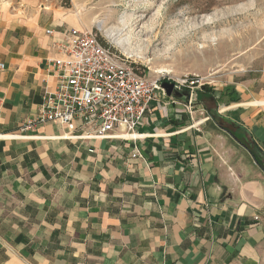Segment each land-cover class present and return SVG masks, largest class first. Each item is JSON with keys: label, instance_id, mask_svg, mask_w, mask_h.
<instances>
[{"label": "crops", "instance_id": "1", "mask_svg": "<svg viewBox=\"0 0 264 264\" xmlns=\"http://www.w3.org/2000/svg\"><path fill=\"white\" fill-rule=\"evenodd\" d=\"M75 12L0 0V264H264V170L210 115L264 153V69L238 102L159 96L136 141L19 131L54 90L53 36L86 28Z\"/></svg>", "mask_w": 264, "mask_h": 264}, {"label": "rangeland", "instance_id": "2", "mask_svg": "<svg viewBox=\"0 0 264 264\" xmlns=\"http://www.w3.org/2000/svg\"><path fill=\"white\" fill-rule=\"evenodd\" d=\"M59 3L76 11L73 19L78 14L87 18L86 29L95 30L100 41L144 71L148 78L177 81L197 77L217 90L251 79L259 86L255 81L264 69V0H59ZM124 18L131 19L124 32L131 42L128 48L136 53L133 57L124 54L107 34L109 28L121 26L120 20ZM240 150L252 164L247 151Z\"/></svg>", "mask_w": 264, "mask_h": 264}, {"label": "built area", "instance_id": "3", "mask_svg": "<svg viewBox=\"0 0 264 264\" xmlns=\"http://www.w3.org/2000/svg\"><path fill=\"white\" fill-rule=\"evenodd\" d=\"M52 43L58 52L50 60L56 73L54 90L43 93L35 117L22 122L19 131H33L38 125L53 122L70 131H82L86 137L136 141L140 136L135 130L152 110V103L160 102L159 96L177 102L166 96L158 78L146 77L110 46L102 45L93 29L68 28L53 36ZM203 83L188 76L174 81L175 89L188 92L181 104L189 114ZM133 156L141 157L137 148Z\"/></svg>", "mask_w": 264, "mask_h": 264}, {"label": "trees", "instance_id": "4", "mask_svg": "<svg viewBox=\"0 0 264 264\" xmlns=\"http://www.w3.org/2000/svg\"><path fill=\"white\" fill-rule=\"evenodd\" d=\"M100 42L102 45L108 47L102 41ZM203 90L207 92L208 94L207 97L213 98L214 96H217V99L224 98L227 104L240 101L237 91L235 90V87L231 85H226L221 91L216 92L214 88H210L209 86H207V84H203V86L201 87V91ZM198 95L200 94H197V97ZM210 115L216 119V123L219 127L226 130L240 144L247 147V149L249 150V153L253 156V159L264 170L263 165H262V160H260L264 157V153L258 148L257 144H255L253 141H248L246 138H244V134H242L243 132L238 130L237 127H234V124L232 122H229L227 120L225 121H222L220 119L218 120L217 115L215 114H210Z\"/></svg>", "mask_w": 264, "mask_h": 264}, {"label": "bare ground", "instance_id": "5", "mask_svg": "<svg viewBox=\"0 0 264 264\" xmlns=\"http://www.w3.org/2000/svg\"><path fill=\"white\" fill-rule=\"evenodd\" d=\"M128 23H131V19L129 18L128 19L124 18L123 20H120L119 25L121 26L109 28L107 34H108V37L111 39V41L118 48H120L124 54H127L128 56L133 57V56H136V53H134L133 49L128 48L130 39H129V35L127 34V32H124L125 28L128 26L127 25ZM163 72H166V71L164 70Z\"/></svg>", "mask_w": 264, "mask_h": 264}, {"label": "water", "instance_id": "6", "mask_svg": "<svg viewBox=\"0 0 264 264\" xmlns=\"http://www.w3.org/2000/svg\"><path fill=\"white\" fill-rule=\"evenodd\" d=\"M160 86L165 91L166 96L168 97H176V98H187L188 97V92L186 90H177L175 89L174 85V80H170L167 77H162L160 79Z\"/></svg>", "mask_w": 264, "mask_h": 264}, {"label": "flooded vegetation", "instance_id": "7", "mask_svg": "<svg viewBox=\"0 0 264 264\" xmlns=\"http://www.w3.org/2000/svg\"><path fill=\"white\" fill-rule=\"evenodd\" d=\"M261 160V159H260ZM262 165H263V168H264V163H263V160H262Z\"/></svg>", "mask_w": 264, "mask_h": 264}]
</instances>
